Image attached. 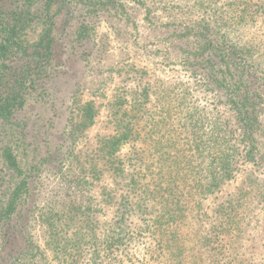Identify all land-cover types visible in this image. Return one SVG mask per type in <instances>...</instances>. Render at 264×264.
<instances>
[{"label": "rangeland", "instance_id": "1", "mask_svg": "<svg viewBox=\"0 0 264 264\" xmlns=\"http://www.w3.org/2000/svg\"><path fill=\"white\" fill-rule=\"evenodd\" d=\"M236 1L5 0V8L31 13L19 33V47L33 50L41 42H52L48 59H37L39 75L35 82H26L22 104L9 122L0 124V212L23 176L14 172L6 147L11 148L10 156L28 182L29 196L16 204L36 209V205L54 202L67 177V197L76 196L73 179L86 182L83 197L93 200L99 211V137L113 134L116 120L126 121L127 112L140 116L139 107L129 104L134 92L151 89L158 96L185 95L186 103L199 112L207 142L215 144L211 153L233 160V178L219 196H235L239 188L254 191L251 198L246 197L248 227L240 243H230L229 252L236 264H264V10L252 7L246 14L245 7L232 4ZM185 25L201 26L216 43L234 48L237 71L245 70L244 77L250 75L249 80L257 82L258 156L235 142L233 116L224 97H210L204 77L179 64L183 58L200 59L216 49L215 43L210 47L184 37ZM48 27L50 35L46 36ZM19 206L10 217H0V224L4 222L0 260L3 255L7 263L6 252L15 250L5 242L13 237L20 252L11 264H57L43 245L39 222L32 218L27 234L22 233L25 223ZM97 217L99 224V212ZM98 244L99 240H92L87 248L96 250ZM132 252L141 261L143 251L135 248ZM91 259L84 257L81 264H92ZM93 259L99 264L98 254Z\"/></svg>", "mask_w": 264, "mask_h": 264}, {"label": "trees", "instance_id": "2", "mask_svg": "<svg viewBox=\"0 0 264 264\" xmlns=\"http://www.w3.org/2000/svg\"><path fill=\"white\" fill-rule=\"evenodd\" d=\"M4 1L0 0V124L9 122L22 104L20 96L26 82H35L39 75L35 71L37 59H48L52 42H41L33 50L19 47V33L28 23L25 16L31 13L5 8ZM236 3L247 9L246 14L252 7H256L254 11L264 10V2L260 5L238 0L232 4ZM44 34L50 35L49 27ZM182 34L203 45L216 44V49L202 58H183L179 64L183 70L204 77L210 97H224V105L233 116L235 142L258 156L257 82L249 80L250 75L244 77L245 70L237 71L236 50L216 43L201 26L185 25ZM133 94L129 104L139 107L140 116L127 112L126 121L116 120L113 134L99 137V211L93 200L83 197L86 182L73 179L78 190L74 187L76 196L67 197V177L54 202L36 205V209L16 204L29 196L28 182L13 162L11 148L6 147L14 172L23 176L0 217H10L19 206L25 234L32 218L39 222L43 245L57 264H81V259L88 256L96 264L93 257L97 254L99 264H236L229 252L230 243L243 239L248 227L245 213L250 206L246 197L251 198L254 191L239 188L235 196H219L233 178V160L211 153L215 144L207 142L199 112L186 103L185 95L158 96L151 89ZM148 105L150 109H146ZM206 200L211 202L209 206ZM262 229L264 232V220ZM10 240L6 244L16 248L6 252L7 263H3L2 255L0 264H11L17 258L14 255L19 256L14 238ZM92 240H99L97 253L87 248ZM135 248L143 251L141 261L134 257Z\"/></svg>", "mask_w": 264, "mask_h": 264}]
</instances>
